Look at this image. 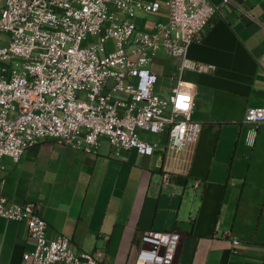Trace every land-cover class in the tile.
<instances>
[{
    "label": "crops",
    "instance_id": "0c3cea01",
    "mask_svg": "<svg viewBox=\"0 0 264 264\" xmlns=\"http://www.w3.org/2000/svg\"><path fill=\"white\" fill-rule=\"evenodd\" d=\"M212 1L218 10L187 51L214 65L185 72L197 86L192 152L169 149L162 133L151 135V154L115 153L107 140L88 152L44 137L19 161L3 158V193L35 202L49 236L66 235L78 252L100 249L106 264H135L144 231L176 230L173 264H264V122L245 121L248 107L264 105V0ZM151 12L163 20L137 16L138 29L168 21L164 5ZM159 62L171 79L174 58L161 51L150 66ZM35 245L25 222L0 215V264H30L24 253Z\"/></svg>",
    "mask_w": 264,
    "mask_h": 264
},
{
    "label": "built area",
    "instance_id": "2783aa9c",
    "mask_svg": "<svg viewBox=\"0 0 264 264\" xmlns=\"http://www.w3.org/2000/svg\"><path fill=\"white\" fill-rule=\"evenodd\" d=\"M163 5L168 21L138 29L135 18L141 11L157 12ZM217 10L212 0H5L0 172L4 157L19 161L44 137L88 152H98L106 139L115 153L136 148L151 154L158 144L151 135L165 133L169 149L192 152L199 134L192 118L197 86L185 72L209 71L214 65L190 59L187 51ZM93 36L96 42L83 45ZM161 51L177 63L167 93L157 90L159 75L150 67ZM182 97L187 108L178 107ZM245 121L264 122V105L248 107ZM163 180L171 181L169 171ZM0 215L27 224L36 240L35 248L24 253L30 264H106L100 249L78 252L66 235L49 236L37 204L8 198L3 180ZM141 240L135 264H173L181 234L148 229ZM232 243L236 253L241 240Z\"/></svg>",
    "mask_w": 264,
    "mask_h": 264
},
{
    "label": "rangeland",
    "instance_id": "374dc122",
    "mask_svg": "<svg viewBox=\"0 0 264 264\" xmlns=\"http://www.w3.org/2000/svg\"><path fill=\"white\" fill-rule=\"evenodd\" d=\"M2 6H3V2L0 3V14H1ZM164 9H166L165 6H164ZM165 13H166V11H165ZM165 13H164V15H165ZM139 16L144 17V19H148V20H151V21L163 20L162 17H160L159 14L152 13V12L151 13H147V12H142L141 11ZM140 28L144 29L145 27H143V25H141ZM7 36H8V33H6V32L0 33V43L3 42ZM96 40H97L96 36L87 38V39H85L83 41V45H88V44L94 43V42H96ZM106 44H107V47L110 50L114 49V41H113V39H109ZM150 67L153 68L154 70H156L158 73H160L159 74L160 75L159 83L157 84V90L161 91V88L159 89V87H160L161 84H164L165 81L169 82L170 85H171L170 77L168 78L169 80L165 79L166 77L164 76V67H163L162 64H160V62L159 63H154V65H151ZM162 91L166 92V89L164 88ZM114 96L115 97H120V95H117V94H115ZM103 140H106V139H103Z\"/></svg>",
    "mask_w": 264,
    "mask_h": 264
},
{
    "label": "clouds",
    "instance_id": "9594fccd",
    "mask_svg": "<svg viewBox=\"0 0 264 264\" xmlns=\"http://www.w3.org/2000/svg\"><path fill=\"white\" fill-rule=\"evenodd\" d=\"M181 104H185V99H183V97L181 98L179 104H178V107H180Z\"/></svg>",
    "mask_w": 264,
    "mask_h": 264
},
{
    "label": "snow or ice",
    "instance_id": "6c2138e0",
    "mask_svg": "<svg viewBox=\"0 0 264 264\" xmlns=\"http://www.w3.org/2000/svg\"><path fill=\"white\" fill-rule=\"evenodd\" d=\"M183 99H187V98L185 97V98H183ZM180 107H182V108H187V104H181Z\"/></svg>",
    "mask_w": 264,
    "mask_h": 264
}]
</instances>
